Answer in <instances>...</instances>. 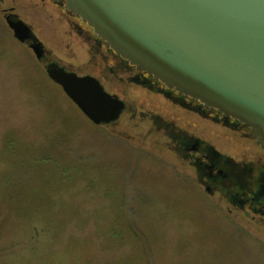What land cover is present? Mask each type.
<instances>
[{"label":"rangeland","instance_id":"374dc122","mask_svg":"<svg viewBox=\"0 0 264 264\" xmlns=\"http://www.w3.org/2000/svg\"><path fill=\"white\" fill-rule=\"evenodd\" d=\"M6 11L32 28L47 51L48 62H59L79 76L94 77L108 93L118 96L126 105L123 117L109 127H96L88 121L60 87L45 80L48 62H38L27 46L14 39L4 19ZM85 41L48 2L0 0V175L11 163L6 159V142L36 147L31 152L34 159L36 154L41 157L50 153L54 145L76 143L74 155L83 163L104 162V147L111 145L120 165L128 162L131 166L126 164L120 173L128 188L125 216L135 229L146 227L143 234L153 247L157 264H219L215 257L221 254L230 255V264H264L262 223L234 206L224 188V195L207 193L208 177L199 175L192 166L171 129L211 146L226 171L236 167L242 170L244 166L248 171L246 163L259 170L264 158L261 151L240 135L128 81L115 57L102 55L98 47ZM72 108L84 121L74 116ZM70 173L66 178L61 176L66 180L55 186L32 221H28V215L34 213L26 209L27 216L24 209L0 207V264H7L12 256L17 257L12 264H143L142 256L136 257L137 244L129 241L122 246L118 242L122 246L118 248L105 240L116 219L104 190L111 186V180L102 175L103 189L89 191L84 182L72 184L76 175ZM244 182L252 187L251 173ZM144 186H150V195L143 193ZM230 189H235L233 193L242 190L240 186ZM102 209L110 221L90 219ZM44 217H52L60 227L45 231L48 223ZM30 225L39 230L36 236ZM148 225L162 238H154Z\"/></svg>","mask_w":264,"mask_h":264},{"label":"water","instance_id":"95a60500","mask_svg":"<svg viewBox=\"0 0 264 264\" xmlns=\"http://www.w3.org/2000/svg\"><path fill=\"white\" fill-rule=\"evenodd\" d=\"M57 1L131 66L240 122L264 150V0ZM5 22L38 62H48L30 26L13 13ZM45 72L94 126L125 114V103L96 78L56 61Z\"/></svg>","mask_w":264,"mask_h":264},{"label":"trees","instance_id":"16d2710c","mask_svg":"<svg viewBox=\"0 0 264 264\" xmlns=\"http://www.w3.org/2000/svg\"><path fill=\"white\" fill-rule=\"evenodd\" d=\"M45 76L47 77V79L44 77L45 80H47V82L50 81L48 76ZM72 109L74 116H79L82 119L81 115L78 114L74 108ZM9 144H11L13 148H11ZM75 144L76 143H72L67 147L54 145L52 146L50 153L41 157L40 154H36V159H34L31 152H35L36 147L29 146L26 143L14 144L6 142V159L11 163L5 168L7 172L0 175V207L9 205L10 207H17L24 210L26 209L30 214L34 213V215H28V221H32V219L36 217L39 212H41V208H43L46 204L45 201L52 196V191L55 186L64 183L63 180H66L65 174L67 172H72L70 173L71 176L76 175L71 180L72 184L77 185L84 182V186H86L89 191L103 189L104 186H101V181L103 178L102 175H104L111 180V186H108L104 190L105 195H107V198L111 201L109 208L111 211L116 213V219L112 221L110 227L111 229L108 230V235H105L106 242L114 243L118 246V248H121L122 246H125L127 242L131 241L132 243L138 245L139 251L136 257L141 255L143 264H157L155 261L153 247L149 245L143 234V230L146 227L143 229L142 226H140L141 229H135L132 221L128 220L125 216L126 204L124 203L126 201L128 188H125L124 176L120 173L124 170L126 164H129L128 168H130V163L123 162L122 167L116 156L118 153L111 149V145L104 147L106 148L104 162H99V160H97V163L79 162L74 155L77 147ZM63 149H65L64 152L62 151ZM62 175L65 178H62ZM66 175H69V173ZM2 176H4L3 179H1ZM119 182L121 184L118 189H116V184L118 185ZM144 187L143 193L150 195V186ZM62 188L63 187H61V189ZM114 199H116V202ZM32 210L33 212H31ZM49 218L50 220L46 217L43 218L48 223L47 229H44L45 231H49V228L51 229L52 227H60L52 219V217ZM99 218H101V220L104 218L105 220L110 221L106 218L104 209L98 213H94L90 217V219L94 222ZM148 230L152 233L154 238L158 240L162 238L160 232L149 225ZM33 231L35 236L39 233V230L34 227ZM140 236L142 237L144 243L142 242ZM118 242H120L122 246H119ZM247 255H249V251H247ZM229 257L230 255L221 254L220 256L216 255L215 258L220 261L219 264H230ZM15 260H17V257L12 256L8 258L7 264L15 263ZM215 264L217 263L215 262ZM247 264L255 263L250 262Z\"/></svg>","mask_w":264,"mask_h":264},{"label":"flooded vegetation","instance_id":"af4514ba","mask_svg":"<svg viewBox=\"0 0 264 264\" xmlns=\"http://www.w3.org/2000/svg\"><path fill=\"white\" fill-rule=\"evenodd\" d=\"M43 1L58 8L61 11V14L67 19L70 27L75 30L81 38L86 39L85 42L88 45L94 44L104 56H106V53H110L115 57L119 62L118 68L123 69L121 72L126 75L128 81L132 80L142 86L150 88L186 112L189 111L196 114L201 119L212 122L218 127L232 132L235 136H237V134L240 135L242 139L244 138L248 140L261 151V154L264 155V150H262L254 140L252 131L244 127L243 124L228 118L216 109L208 108L198 101L180 95L175 90L167 88L161 82L155 80L146 73L139 71L136 67L131 66L128 62L109 49L87 24L77 16L69 13L64 5H60L57 0ZM6 15H8L7 11L4 12V17ZM171 131L177 135L174 140L177 141L178 147L181 148L186 155V158L189 159L192 166L196 168L199 175L204 173L206 177L209 176L206 179V183L208 184L207 188L211 189V193L218 192L224 195V188L226 192L228 191L227 199L234 206L240 208L241 212L248 216H252L254 220L261 222L264 226V198L261 194V192L264 191V158L259 162V170H255V166H253L252 163H246L245 165L248 167V171H245V166L242 170L236 167L229 168L226 171L224 165H221L220 162L222 161V158L218 156L211 146L198 141L195 136L184 134L175 128H172ZM196 165H198L199 168H197ZM221 172H223V175L220 174ZM248 173H251L252 179H254L252 187L244 182ZM235 186L241 187V193H233V190L235 189L230 188H235Z\"/></svg>","mask_w":264,"mask_h":264}]
</instances>
